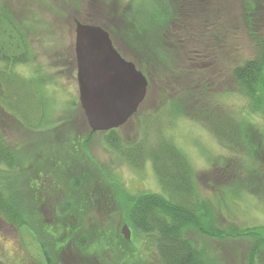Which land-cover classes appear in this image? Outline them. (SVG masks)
<instances>
[{
    "label": "rangeland",
    "instance_id": "rangeland-1",
    "mask_svg": "<svg viewBox=\"0 0 264 264\" xmlns=\"http://www.w3.org/2000/svg\"><path fill=\"white\" fill-rule=\"evenodd\" d=\"M253 2H257L256 14L261 12L263 17L260 18L263 22L256 21L257 28L264 30V0H182L178 6L179 17L166 22L167 26L165 20L161 22L162 18L155 16L157 5L146 0H0V7L13 13L28 34L34 55L31 63L17 65L14 71L24 78L39 74L44 81L29 83L31 87L23 83L18 90L19 97L11 95L8 99L10 107L14 114H23L28 120L40 119L41 113V117H49V123L37 130L19 129L11 121L4 127L9 142L21 144V155L27 157L30 171L43 166L47 184L56 185L54 199L70 200L78 208L65 218L70 230L72 220L76 219L80 229L76 233L87 238L86 251L84 254L70 252L69 264H80V257L86 264L157 261L148 244L149 238L135 230L128 220L127 195L164 194L150 163L134 168L104 144L101 132L91 133L86 124L78 101L74 58V26L82 21L108 26L113 45L120 54L128 60L137 53L139 65L147 71L141 55L165 51L167 61L154 65V75L149 71V91L137 113L115 130L120 137L137 141L141 123L150 118L154 122L150 123L147 144H153L155 149L161 131L173 139L188 158L197 190L208 203L212 229L222 235L220 238L203 235L191 228L185 230L187 239L202 252L203 260L211 264H242L249 240L233 235L264 226V178L251 164L250 169L254 171L251 177L239 174L231 185L239 197L227 189L220 195L219 188L228 182L220 175L223 159L226 157L229 163L231 157L232 163L243 160L247 167L250 163L242 159L246 152L242 147L227 150L221 146L209 120L211 115L219 117L221 103L224 116L234 115L245 105L236 95L232 73L252 54L245 19L247 8ZM202 83L201 90L207 98L202 101L201 109L191 110V104L194 108L198 104L188 99L193 97V90L188 87L197 89ZM32 84L40 91L32 92ZM211 95L213 100H208L212 99ZM177 97L180 98L176 100ZM170 99L174 100L171 109ZM180 110H186L191 116L180 115ZM262 110L264 113V99ZM263 113L261 119L256 117L261 128L264 127ZM177 116L181 117L171 119ZM72 140L78 148V156L73 158ZM258 148L259 156L263 157V147ZM260 168L264 173V157ZM31 174L27 172L28 179L32 178ZM27 177L20 187H23L26 210L31 213ZM71 180H75L80 193L69 190ZM32 181L37 190L40 180L34 177ZM90 193L97 199L93 204L89 202ZM36 196L33 194L34 199ZM124 224L130 231V242L120 233ZM37 229L36 223L32 231H17L0 222V264H46L41 246L50 247V244H46L48 240ZM51 257L61 264L59 256L55 258L51 254Z\"/></svg>",
    "mask_w": 264,
    "mask_h": 264
},
{
    "label": "trees",
    "instance_id": "trees-1",
    "mask_svg": "<svg viewBox=\"0 0 264 264\" xmlns=\"http://www.w3.org/2000/svg\"><path fill=\"white\" fill-rule=\"evenodd\" d=\"M146 1L157 5L158 13L155 16L161 17V22L165 20V26L168 25L166 22L176 21L179 17L178 6L182 0ZM256 3L253 2L247 8L245 19L251 41L252 54L248 60L236 66L232 73L236 84V95L244 100L245 105L237 109L234 115L224 116L225 114L222 112L224 105L221 103L219 104L221 115L220 113L219 117L211 115L212 117L209 120H212L209 123L214 128L221 146L227 150H234L236 146L242 147L246 151L243 153L242 159L246 158L250 163V166L247 167L243 160L233 162V164L232 157L231 163L227 162L226 157L223 161L221 160L224 164L220 168V175L223 176L222 179L228 180V182L226 186L219 188L221 191L220 195L223 194L224 189H227L234 197H239L231 190V185L239 174L244 173L246 177H251L254 172L250 169L251 164L255 167L253 170L261 173V175L259 174L260 177L264 178V173L260 172V162L264 157V153L263 157L258 154L259 146L263 147L262 151L264 152V127L261 128L259 126L260 123L256 120V117L258 119L263 117L261 115L263 113L264 99V30L257 28L258 24H256V21H263H260L261 12L256 14L257 8L254 6ZM82 23L101 26L109 33L108 26L103 25L101 22L82 21ZM109 36L112 40L110 33ZM135 54H133V59L130 58L128 60L147 79V95L151 77L149 74L150 72L152 73V68L156 63L166 62L168 57L163 49L158 52V55L156 53L154 55L152 53L149 55L140 54L146 62L147 71L139 65L140 61L137 60L139 55ZM33 57L28 34L13 13L6 7H0V222L17 231H32L36 223L39 235L44 236L48 240L46 244H50V247L41 246L45 263L59 264L51 257V254H53L55 258L59 256L57 259L61 264H69V258L72 259L70 252L73 253L74 250L84 254L86 251L85 241L87 238L82 233H76L80 230L76 219L72 220L74 222L72 223V230L74 231L71 234L72 230L67 225L68 219L65 218L78 208L73 206L70 200L59 202L54 199L53 195L55 194L54 191H56V185L54 183L47 184L48 180L43 176L41 170L43 166L34 167L33 171H30L31 168L28 167V161L26 162L27 157H25V154L21 155V144L17 142L12 145L8 140V131L4 127L5 124H9V121H11L19 129L32 131L41 129L43 124L47 125L49 123V117H41L42 113L40 119L31 120H28L23 114H14L8 102L11 95L19 97L20 93L18 90L22 89L23 83L30 86L29 83H40V81H43L39 74L34 77L24 78L14 71L17 65L31 63ZM172 57L175 58L174 56ZM196 57L198 56L194 58ZM173 58H170V61H173ZM191 73L196 74V72ZM152 74L154 75V72ZM36 84H32L34 85V88H31L32 92L34 90L40 91L37 89ZM203 86L202 83V86L197 89L188 87L193 90V97H188V99L198 104V107L195 108L191 104V110L202 108V101L207 98L205 91L201 90ZM39 98L41 99L40 95ZM179 98L175 99L178 100ZM210 98L212 99L208 100H213L212 95ZM168 102V107L171 109L174 100L170 99ZM204 110L208 111V108ZM180 113L183 116H191L186 110ZM179 117L181 116L171 117V119L176 120ZM153 122L149 118L146 123H141V136L137 141L120 137L115 129L101 132L104 144L134 168H140L146 163H150L164 192V194L144 192L133 196L127 195V203L130 207L128 220L135 230L149 238L148 244L152 246L153 253L157 259L155 262H147L145 264H211L209 261L203 260L202 252L195 249L189 239H187L185 230L192 228L200 234L218 238L222 235L212 229L214 226L212 221H210L208 203L197 190L194 172L188 158L176 146L173 139L164 135L161 131V133L159 132L161 137L157 140L155 149L153 144L145 142L149 135V127L153 125ZM76 140L78 145L79 138L77 137ZM75 150H77V153ZM72 151L71 157L73 158V156L75 157L78 154V148L74 146L73 140L71 141ZM238 155L237 157H240V154ZM27 172H32V178L28 179ZM23 174H26L25 177H27L25 183L30 193L31 213L27 212V206H25L23 194L21 193L23 187H20V184L25 177L17 179L18 176ZM34 177L40 180V183H37V190L34 188L36 183L32 181ZM70 182L71 185H68L69 190L74 193H80L75 180ZM33 194H37L35 199ZM90 194L89 202L93 204L97 199L92 193ZM29 217H32V219H29ZM233 236L249 240L242 264H264V226L261 229L257 227L241 230ZM38 242L42 244L41 241L38 240ZM78 259L81 261L80 264H86L81 257Z\"/></svg>",
    "mask_w": 264,
    "mask_h": 264
},
{
    "label": "water",
    "instance_id": "water-1",
    "mask_svg": "<svg viewBox=\"0 0 264 264\" xmlns=\"http://www.w3.org/2000/svg\"><path fill=\"white\" fill-rule=\"evenodd\" d=\"M74 58L78 101L91 132H106L124 125L138 110L147 79L120 55L101 26L76 22ZM120 233L130 242L124 224Z\"/></svg>",
    "mask_w": 264,
    "mask_h": 264
},
{
    "label": "flooded vegetation",
    "instance_id": "flooded-vegetation-1",
    "mask_svg": "<svg viewBox=\"0 0 264 264\" xmlns=\"http://www.w3.org/2000/svg\"><path fill=\"white\" fill-rule=\"evenodd\" d=\"M121 55V54H120ZM122 56V55H121Z\"/></svg>",
    "mask_w": 264,
    "mask_h": 264
}]
</instances>
